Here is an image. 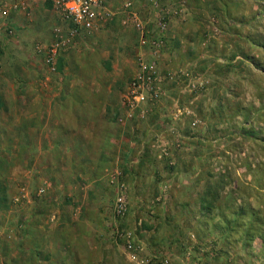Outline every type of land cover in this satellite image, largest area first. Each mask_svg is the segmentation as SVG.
<instances>
[{"label": "rangeland", "instance_id": "obj_1", "mask_svg": "<svg viewBox=\"0 0 264 264\" xmlns=\"http://www.w3.org/2000/svg\"><path fill=\"white\" fill-rule=\"evenodd\" d=\"M101 1L83 31L48 1L0 0V264H131L127 232L146 264L172 248L179 264H264V0H193L208 16L186 62L162 58L189 0L164 16L163 0ZM141 60L178 83L131 108Z\"/></svg>", "mask_w": 264, "mask_h": 264}, {"label": "built area", "instance_id": "obj_2", "mask_svg": "<svg viewBox=\"0 0 264 264\" xmlns=\"http://www.w3.org/2000/svg\"><path fill=\"white\" fill-rule=\"evenodd\" d=\"M48 1L53 7L61 13L63 18L69 22L74 30H91L96 13L102 8L101 0H44ZM184 3L178 2L175 14H182L185 11ZM98 15V14H97ZM137 29H141V24H135ZM160 31H165L166 24H159ZM155 49L160 48V40H154ZM157 54V51H155ZM55 54V48L51 51ZM51 60V58H50ZM180 73V72H179ZM187 76V75H186ZM177 73L161 72L155 60L140 61L138 70L134 74L129 85V106L131 108H138L147 106L148 104L157 103L164 95V86L166 84L178 83ZM188 78V76H187ZM189 82L191 80L189 79ZM197 86L191 85L196 93L205 88V82L200 81ZM124 186H120V191L115 199L113 212L117 217H124L127 214L128 208L124 195ZM124 247L126 250V257L131 264H146V261L138 258L142 248L137 244L136 237L133 232H127L123 235ZM167 263V261H165Z\"/></svg>", "mask_w": 264, "mask_h": 264}, {"label": "crops", "instance_id": "obj_3", "mask_svg": "<svg viewBox=\"0 0 264 264\" xmlns=\"http://www.w3.org/2000/svg\"><path fill=\"white\" fill-rule=\"evenodd\" d=\"M200 1H198V3H195L193 0H189L188 3H187V10H186L185 16H183L181 18L180 17L173 18V19L170 20V22H171L170 23V29L165 34V36L167 35L166 38L169 39V40H172V45L174 46V48H172L171 52H170V50H169V52H166L162 59H165V56H166V57H168V59H170V60L173 59L176 62V58H177L176 56L178 55L179 56V61L186 62L188 60V55L189 54L187 53V50H186V42L192 41L195 38L196 33H199L200 34V38H201V36L204 33L203 32H197V29H200V27L197 24H198V22H200L202 24L205 23L206 20H207V16H208V3H205V2L200 3ZM163 2L165 3L164 4L165 6L163 5V6H161V8H157V11L155 13L156 16H160V15L164 16V12L165 11H167L166 13L170 14V11L172 10V6L169 7L168 5H166V3L171 2L170 0H163ZM172 5H174V4L172 3ZM150 14L152 15L153 13L151 12ZM98 15H100L99 10H98ZM96 19L97 18H95V21H96ZM94 25H95V23H94ZM157 37L158 36H155L154 40H160L161 39V38L157 39ZM205 37L208 38V33H207V35ZM167 50H168V48H167ZM177 65L179 67H184V66H180L179 64H177ZM177 65L173 66V68H177L178 67ZM184 68H186V69L189 68L190 70H192V72L195 75H202L203 76V74H201L202 70L200 68L198 69L197 66H195V65L187 64V65H185ZM167 69L168 68H166L165 70H167ZM168 70H170V69H168ZM160 71L162 73L165 72L164 69H162V68H160ZM205 94L206 95L204 97H208V90H206ZM173 103H174V105L171 108L175 109L177 101L175 103V101L173 100ZM180 114L181 113H179L177 115L180 116ZM180 117L185 118V116H180ZM171 229H173V228L171 227L169 229L170 230V232H169L170 235L174 233V230H171ZM168 237L170 238V236H168ZM157 239L158 238H155V239H153L151 241L145 240L144 241L145 242V246L147 248H149L150 251H152V253L155 251V252H160V254H163L164 251L162 249H168L169 250L170 246H167V247L164 246L166 241L163 240V238H160L159 240H157ZM171 251L173 252V254L171 255V257H173L171 264H179V262L182 260L181 256L179 255L180 251L177 250L176 248H175V250H173V248H172ZM200 255L202 256L200 258L201 262L199 260H197V261L200 262V264H204L205 258L203 257L202 254H200ZM205 261L207 262V260H205Z\"/></svg>", "mask_w": 264, "mask_h": 264}, {"label": "trees", "instance_id": "obj_4", "mask_svg": "<svg viewBox=\"0 0 264 264\" xmlns=\"http://www.w3.org/2000/svg\"><path fill=\"white\" fill-rule=\"evenodd\" d=\"M56 69H57L58 72H61V66H60L59 63L57 64V68ZM213 203H214V200H212L211 202H209L208 205H212Z\"/></svg>", "mask_w": 264, "mask_h": 264}]
</instances>
